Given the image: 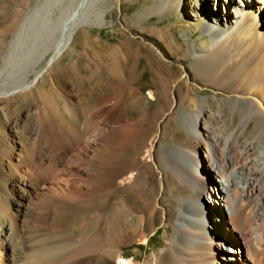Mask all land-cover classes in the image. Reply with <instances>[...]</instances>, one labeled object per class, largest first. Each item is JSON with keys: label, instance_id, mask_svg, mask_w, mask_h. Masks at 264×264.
Masks as SVG:
<instances>
[{"label": "bare ground", "instance_id": "1", "mask_svg": "<svg viewBox=\"0 0 264 264\" xmlns=\"http://www.w3.org/2000/svg\"><path fill=\"white\" fill-rule=\"evenodd\" d=\"M159 1L162 2V6L159 4L162 12L169 7L176 6L178 10L181 7V0ZM97 2L80 0L73 10L62 14L58 20L50 19V7L47 5L49 8L37 9L28 15L11 43L9 55L3 64L0 99H9L43 86L55 71L56 64L69 51L75 33L84 27H100L104 24V15L95 13ZM223 2L226 4V0H219V3ZM227 2L229 7L234 8L225 16L223 10L211 8L207 4L208 0H203L201 5L196 4L199 20L201 16L206 20L205 32L210 37L211 50L201 54L193 47L190 70L185 67V76L179 78V85L184 84L189 91L194 79L201 89L215 92L213 97L218 100L216 106H222V111L216 106L212 107L208 97L201 99L199 108L196 100H191L189 107L198 111L185 115L187 141L171 151L166 167L160 164L157 154L160 128L150 139L142 142L133 160L125 163L123 148L137 140L139 124L123 116L122 97L98 98V111L90 112L88 117L89 120L101 118L97 123L101 130L97 129L95 134H91L90 140L103 143L104 135L110 155L108 182L104 186L106 202L91 217L87 228L83 226L78 229L82 247L70 250V245L66 243L61 247L63 243L55 247L47 244L48 247L45 245L31 254L33 264H64L85 256L87 258L76 264H139L126 259L116 262V257L124 246L135 242L147 243L150 234L148 226L156 215L160 216L162 224L170 223L174 228L175 241L171 251L175 264H216L217 260L223 264H264V9L256 7L252 0ZM260 2L263 4L264 0ZM57 30L61 32V40L47 64L42 70L36 71V67L47 56L48 46ZM160 37H169V32H160ZM173 43L175 50H170L171 53L176 51L180 55L178 51L183 49V43ZM155 53L161 59H166V54L156 46ZM189 54L185 51L182 59H186ZM14 72L19 75L17 78L13 76ZM30 74L34 75L33 79H30ZM152 96L155 97V94ZM171 104L178 105L174 89ZM226 109L231 112L233 122L237 114L242 115V129H231L228 124L217 126L226 120ZM34 110L37 112L32 109L24 113L26 119H17L13 123V130L28 132L32 120L38 116L39 106L34 107ZM37 131L36 147L48 145V153L37 161L41 167L47 163L48 166L44 174H35L36 177L17 175L12 181L14 188L23 193L25 204L22 206L26 208L29 205L27 210L33 215L34 209L30 206L36 204L33 202L35 198L40 202L56 203L67 215L88 217L93 205L86 204L80 208L77 204L95 198L97 195L94 197L93 193L98 188L79 185L87 180L84 177L88 173L87 163L79 157L90 154L92 144L82 146L70 129L56 122L42 123ZM16 141L12 140L11 144L16 145ZM61 167L63 169L59 171ZM20 168L18 165L16 169ZM125 188L145 201V206H134L121 192ZM151 191L157 192L154 205L146 201ZM170 191L184 193L182 198L177 195L172 197L171 203L179 209L173 219V209L162 205L163 198ZM206 200L227 211L226 214L219 209L225 217V229L231 242L236 245V256L227 255L226 262L216 253L222 252L224 242H213L205 229L206 222L210 220L204 210ZM155 230L153 228V232ZM19 240L11 223L0 224V264L4 263V253L1 251L6 249H10L13 254V259H10L12 264H27V245ZM47 241L43 239L44 243ZM103 252L106 261L95 263ZM155 264L160 263L156 261Z\"/></svg>", "mask_w": 264, "mask_h": 264}, {"label": "rangeland", "instance_id": "2", "mask_svg": "<svg viewBox=\"0 0 264 264\" xmlns=\"http://www.w3.org/2000/svg\"><path fill=\"white\" fill-rule=\"evenodd\" d=\"M79 1L0 0V74L4 71L3 64L9 55L11 43L28 15L37 9L50 7V19L58 20L64 13L73 10ZM227 1L229 0H226V4L225 2L221 4L219 0H208L207 4L216 10H223L225 16L234 8L233 6L229 7ZM252 1L256 7L264 9V3H259V0ZM197 3L201 5L203 0H181L179 10L173 6L162 12V2L159 0H98L95 13L104 15V24L100 27H84L75 33L69 51L56 64L55 71L43 83V86H38L28 93L18 94L9 99H0V182H2L0 183V224L11 223L17 232L19 241L26 243V253L30 255L27 254V264H33L31 254L34 250L41 249L45 245L48 247L47 244L50 247H55L63 243L59 246L61 247L66 243L70 245V250L82 247L78 229L83 226V228H87L91 217L93 218V215L106 202L104 186L108 182L107 165L110 155L104 135L102 137L104 144L102 142L94 143L90 140L97 129L101 130L97 126L101 118L89 120L88 117L90 112L98 111L100 107L97 102L98 98L101 96L122 97L123 116L129 117L133 122L139 124L137 140L129 142L123 148L122 155L125 156V163H130L142 142L150 139L160 128L161 136L157 145V154L160 164L164 167H166L167 157L171 151L187 141L188 133L184 126L185 115L198 111V109L189 107L191 100H196L198 104L196 106L199 108L201 99L208 97L211 106H216L218 100L213 97L215 92L213 93L210 89H201L194 79L190 83V91L184 84L179 85V78L185 76V67L190 70L193 61L192 48L196 47L201 54L211 50L210 37L205 32L206 20L202 16L199 20L197 16L199 13L195 8ZM151 10L154 11L150 12ZM262 19L264 20V13H262ZM162 31H168L169 37L162 39L160 37ZM60 40L61 32L57 30L50 46H48L47 56L36 67V71L42 70L47 64ZM173 42L183 43V49L178 51L180 55L176 51L171 53L170 50H175ZM155 46L166 54V59H161L155 53ZM185 51L190 54L186 59H182ZM13 76L17 78L19 75L14 72ZM33 78L34 75L30 74V79ZM172 89L175 90L178 101V105L175 106L171 104ZM152 94H155V97ZM36 106H39L40 111H38V116L32 120V127L28 129V132L13 130V123L17 119H26L25 112L32 109L33 112H37L34 110ZM206 107L209 106L206 105ZM216 107L222 111V106ZM226 110L228 114L226 120L221 121L217 126L223 127L228 124L231 129L238 127L242 129V115L237 114L233 122L231 112ZM46 122L65 125L71 130L73 136L80 140L82 146L92 144L93 149L90 154L84 155V158L82 155L79 157L90 167L88 168L86 165L88 173L84 179L87 180L80 182L79 185L98 188V191L92 192L94 197L97 195L95 198L82 200L77 204L80 208L86 204L93 205L92 210L87 214L88 217L76 214L67 215L66 212L60 210V206L56 203L40 202L35 198H33V202L36 204L30 206L34 209L32 210L33 215H31L27 210L29 205L26 208L22 206L25 204L23 193L17 191L12 184L17 175L36 177L46 172L48 163L45 167H41L37 160L48 153V145L43 144L44 146L39 148L35 145L37 129L40 124ZM14 139L17 140L16 145L11 144ZM18 165H20V169H16ZM62 169L61 167L59 171ZM35 174L37 175L34 176ZM121 192L134 206H145V201L140 200L137 194L126 188ZM176 195L182 198L184 193L170 191L162 200V205L173 209L172 219L179 212V209L171 203L172 197H176ZM4 196L6 197L4 198ZM156 197L157 192L151 191L146 201L154 205ZM205 204L204 210L210 216L209 223L205 224L207 235L217 244L224 242L225 247L222 252L220 250L216 253H219L218 255L226 262L227 255L236 256V245L231 242L225 229V217L219 209L224 210L226 214L227 211L209 200H206ZM153 228L156 229L154 232ZM148 229L150 234L147 243L137 244L135 242L122 247L120 255L116 257V262L126 259L139 264H155L156 261L160 264H175L171 251L175 241L173 226L170 223L162 224L160 216L156 215ZM48 234L52 238L55 236L56 238L50 239ZM68 237L71 239L69 240ZM43 239L48 241L44 243ZM1 252L4 253L3 264H12L11 250L6 249ZM102 254L100 260H95V263L106 261L104 252ZM85 258L87 256L69 260L66 263L76 264ZM216 264H223V262L217 260Z\"/></svg>", "mask_w": 264, "mask_h": 264}]
</instances>
